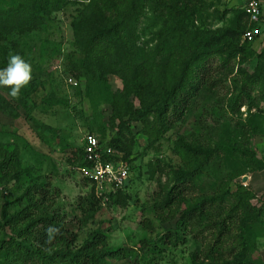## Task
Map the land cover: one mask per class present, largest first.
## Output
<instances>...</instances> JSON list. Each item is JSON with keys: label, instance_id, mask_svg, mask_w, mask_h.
Segmentation results:
<instances>
[{"label": "trees", "instance_id": "obj_1", "mask_svg": "<svg viewBox=\"0 0 264 264\" xmlns=\"http://www.w3.org/2000/svg\"><path fill=\"white\" fill-rule=\"evenodd\" d=\"M86 1L0 0V68L7 66L9 53L19 51L20 36L40 29L45 17L66 5L82 4L84 8L73 21L75 43L81 53L74 65L76 77L103 81L109 75H116L123 81V88L112 95L111 101L110 125L117 131L107 141L97 132H90L122 153L131 171L136 143L132 123L142 124V132L152 145L179 122L186 124L196 110L201 109L212 119L209 125L205 124L206 142L196 137L191 143L188 138L194 136L187 135L175 140V149L185 165L170 168L173 183L160 179L159 190L152 195L154 217L143 221L151 238L141 242L143 254L147 257L154 251L160 253L169 247L176 248L180 241L185 242L179 233L157 230L154 219L165 223L180 214L179 224L187 232L203 226L213 216L210 222L218 232L217 240L231 239L229 256L217 255L218 250L211 245L204 259L198 253L192 254L190 264H257L253 255L264 232L261 226L264 205L253 204L255 194L240 183L235 191L231 189L238 176L264 170V157L259 156L252 144L256 136H264V47L260 53L253 47L259 32L254 41L242 42L244 33L256 28V24L250 23L245 9L239 7L233 10L235 16L225 27L200 26L196 20L206 19L200 5L204 0ZM148 7L162 22L156 37L160 43L154 52L146 51L141 56L136 43L137 24ZM229 11H223L220 18L223 20ZM166 50L168 63L163 66L169 68L171 77L157 83L151 54L164 55ZM253 58H257V63L252 72L244 64ZM215 59L220 61L217 68ZM230 76L238 92L226 102L218 89ZM132 97L139 100V107ZM242 107L247 108L246 118ZM0 108L14 109L1 87ZM83 150L82 147L78 167L87 164ZM0 157V185L4 191L12 196L22 189L20 195L4 200L0 207L1 247L10 263L110 264L109 258L126 256L122 247L114 249L109 244L117 227L109 219H102L106 201L96 196L95 185L89 180L84 178L91 184L90 196L77 204L81 217H69L51 209L47 203L51 183L44 192V185L20 158L18 147L8 150L0 143ZM202 175L215 179L217 190L213 194H193L196 180L200 183ZM131 181L130 175L122 189L108 195V201L129 205L133 200L127 193ZM38 206L41 208L37 215ZM234 228L240 230L234 233Z\"/></svg>", "mask_w": 264, "mask_h": 264}, {"label": "rangeland", "instance_id": "obj_2", "mask_svg": "<svg viewBox=\"0 0 264 264\" xmlns=\"http://www.w3.org/2000/svg\"><path fill=\"white\" fill-rule=\"evenodd\" d=\"M203 4L200 5L204 7L202 12L206 19L196 20V23L217 29L225 27L234 18L235 9L244 8L245 1L204 0ZM82 8H84L82 4H68L45 17L44 26L40 29L17 36L16 38L19 37L17 53L31 63L32 79L21 89L18 97H12L8 87H1L3 95L14 109L11 111L0 108V143L8 150L18 147L20 158L44 185V189L42 187L44 192L49 188L48 183H51L50 200L47 202L51 209L60 210L59 213L62 215L67 213L69 217H81L82 213L77 204L83 197H89L91 191V184L86 182L77 164L84 135L95 131L107 141L115 134L117 129L110 125L112 95L123 88L122 79L116 75H109L107 80L103 81L98 78L88 79L85 76L76 77L74 65L79 61L81 53L75 43L73 21ZM226 9L230 11L222 20L221 14ZM151 10L148 7L137 24L136 43L141 56L145 55L146 51L154 52L160 43V38L156 37L161 30L162 22L154 17ZM242 42H245L243 38ZM253 47L258 53L263 50L262 35L256 39ZM167 54V50L164 55L157 52L151 54V66L154 68L153 74L157 83L171 77L168 75L169 68L163 66L168 63ZM213 63H216L217 68L220 61L215 59ZM256 63L257 58H253L244 64V68L253 72ZM238 76L240 77V74ZM70 78L76 80L77 84L71 83ZM232 79L230 76L227 83L218 89V94L224 95L226 102L238 92ZM131 99L136 107L140 106L137 98ZM196 111L198 112L192 114L186 124L179 122L174 129L159 140H155L152 145L142 132V124L132 123L131 129L136 143L131 165L132 183L127 193L131 194L134 201L131 200L129 205L123 206L108 201L109 197L106 199L103 197L107 203L103 204L102 219L107 221L109 219L117 227L111 233L109 244L114 249L122 247L126 255L119 259L109 258L110 264H190L192 254L198 253L199 258L204 259V254L211 245L218 250L217 255L223 253V256H229L231 239L222 237L221 241L217 240L218 232L210 222L213 216L207 218L203 226L184 232L179 224L180 214L165 223H160L158 219L154 220L157 223V230L162 233L165 231L179 233L185 242L180 241L176 248L169 247L160 253L154 251V254H147V257L142 251L141 242L151 238L143 226V221L154 217L151 209L152 195L159 190L160 179L167 184L173 183L170 168L174 170L185 165V161L175 149V140L180 135H187L194 136L188 138L191 143L196 137L200 138L201 142H206L208 132L205 124L209 125L212 119L205 116L201 109ZM241 111L243 118H246L247 108L242 107ZM252 144L263 158L264 136H256ZM214 181L213 177L202 175L200 183L196 180L193 194L197 196L213 194L217 190ZM24 183L27 185V182ZM238 183L255 194L253 204L258 207L264 205V170L249 171L238 176L231 184L233 191L237 189ZM4 190L5 188L0 185V207L4 200L20 195L22 191L19 188V191L10 196L11 193L8 194ZM96 196L99 198V195ZM145 206L147 207L144 212ZM40 208L36 207L35 214H39ZM261 226L264 228V223ZM239 230L233 229L234 233ZM261 235L253 255L257 264H264V232ZM1 238L0 230V264H9L11 259L4 254ZM149 258L151 261H148Z\"/></svg>", "mask_w": 264, "mask_h": 264}, {"label": "built area", "instance_id": "obj_3", "mask_svg": "<svg viewBox=\"0 0 264 264\" xmlns=\"http://www.w3.org/2000/svg\"><path fill=\"white\" fill-rule=\"evenodd\" d=\"M251 23L259 24L262 17L261 0H247L244 7ZM256 30H247L244 39L252 41ZM71 83L77 81L70 78ZM84 159L86 165L78 167L81 174L95 185L96 194L99 197H109L122 189L131 175V167L128 161L123 159L122 153H118L113 147L101 142L95 133L88 132L84 135Z\"/></svg>", "mask_w": 264, "mask_h": 264}, {"label": "clouds", "instance_id": "obj_4", "mask_svg": "<svg viewBox=\"0 0 264 264\" xmlns=\"http://www.w3.org/2000/svg\"><path fill=\"white\" fill-rule=\"evenodd\" d=\"M246 2L247 0L245 1V4ZM260 25H261V20L259 24H256L257 27L252 28L251 30H256V35L259 32L261 36L263 32L261 31L262 28L260 27ZM243 39H244V35H243ZM254 39L252 41H254ZM244 41L247 40L244 39ZM31 79H32L31 63L18 53H9L7 66L4 68H0V87H8L10 89L9 94L12 97H18L21 93V89L27 86ZM83 148H84V144H83Z\"/></svg>", "mask_w": 264, "mask_h": 264}, {"label": "crops", "instance_id": "obj_5", "mask_svg": "<svg viewBox=\"0 0 264 264\" xmlns=\"http://www.w3.org/2000/svg\"><path fill=\"white\" fill-rule=\"evenodd\" d=\"M246 1V0H244ZM261 3H262V17H261V25L260 27H262L261 30H263V34H262V37H264V0H261Z\"/></svg>", "mask_w": 264, "mask_h": 264}]
</instances>
